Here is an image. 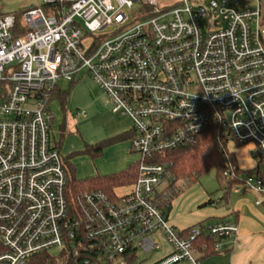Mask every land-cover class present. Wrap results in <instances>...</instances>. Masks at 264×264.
<instances>
[{"label":"built area","instance_id":"2783aa9c","mask_svg":"<svg viewBox=\"0 0 264 264\" xmlns=\"http://www.w3.org/2000/svg\"><path fill=\"white\" fill-rule=\"evenodd\" d=\"M171 1L38 0L22 23L0 11V264H54L64 255V264H136L138 250L161 249L160 259L140 264H202L199 228L167 220L170 178L160 160L213 128L253 143L264 162V0ZM81 73L131 121L139 159L125 195L70 197L64 158L51 144L49 98ZM257 169L233 192L264 199ZM206 231L234 237L237 226L217 221Z\"/></svg>","mask_w":264,"mask_h":264},{"label":"rangeland","instance_id":"374dc122","mask_svg":"<svg viewBox=\"0 0 264 264\" xmlns=\"http://www.w3.org/2000/svg\"><path fill=\"white\" fill-rule=\"evenodd\" d=\"M158 6L164 7L171 5V0H157ZM210 0H202V4L206 7ZM38 0H0L1 13H11L19 17L21 23L23 22L22 10L29 5H38ZM60 90H68V95L65 104V110L62 111L57 100H53L50 103V110L53 116L52 120V133L56 136L57 127L61 122L67 127H72L73 131L79 130L80 134L84 138H90V143L100 142L107 140L112 135L108 134L111 130L109 125L103 118L93 117L92 114H98L100 112H111L112 104L109 99L103 94L100 88L95 82L81 73L76 81L70 86L68 82L60 80L58 82ZM90 102V124L81 127V118L76 116V109H84V105ZM117 117H122L117 114ZM81 117V116H80ZM122 119V118H120ZM121 125L124 128L129 127V122L126 118L123 119ZM51 144L53 141L51 139ZM227 150L235 155L237 164L245 173L250 171L255 172L256 160L252 156L254 153V144H236L234 141H229L226 146ZM139 159V155L131 151L130 139H126L120 142H116L105 146L102 149L101 155L97 158H90L87 155H78L71 158V164L75 169V175L78 180H86L93 176H101L112 174L128 168L129 166L136 164ZM259 172L264 173V162L258 163ZM176 188H180V191L170 199L169 206L171 209L165 210L167 216L171 212V217L177 216L179 218H185L190 221L189 225H194V213L198 211L196 204H205L208 200H216L220 197L221 192L218 191L217 182L215 179L214 169L208 170L203 174L196 183L191 185H184L182 181L175 183ZM131 188L129 186L117 187L114 189V194L122 196L127 193ZM173 208V210H172ZM192 222V223H191ZM167 248L163 245V250ZM161 250H154L150 253H145L142 250L137 251L136 264L144 263L149 260H154L161 255ZM54 253V252H53Z\"/></svg>","mask_w":264,"mask_h":264},{"label":"trees","instance_id":"16d2710c","mask_svg":"<svg viewBox=\"0 0 264 264\" xmlns=\"http://www.w3.org/2000/svg\"><path fill=\"white\" fill-rule=\"evenodd\" d=\"M73 82L69 83L71 86ZM68 90H60L56 88L50 95V101L57 100L62 111L65 110ZM66 130L62 123L59 128V138L55 142V146L59 149L61 141L66 136ZM131 138V132H123L117 134L107 140L85 145L83 150L71 154L64 159V163L68 176V189L71 198H74L80 192L98 191L106 194H113L114 189L121 186H130L136 178V164L128 168L107 175L93 176L86 180H78L75 175V169L71 164V158L78 155H87L94 159L101 155L102 149L110 144L120 142ZM229 140L221 137L216 130L208 128L201 133H197L192 137V141L185 145H181L174 150L162 153L163 159L160 162L166 165L169 174V190L168 204L170 199L179 191L172 187L175 182L182 181L184 185H191L208 170L214 169L215 179L218 186V191L221 192L218 202L225 203L230 196L231 189L238 184L244 176L245 172L240 169L237 164L235 155L229 152L226 148ZM238 144V143H236ZM213 201L208 200L205 204H211ZM200 234L193 241L194 243H203L207 248V252H211L215 243L221 239L209 235L206 231V225L198 223ZM192 228V227H191ZM188 228L186 230H190ZM61 262L54 264H64L67 259L66 255L60 258ZM69 264V263H68Z\"/></svg>","mask_w":264,"mask_h":264},{"label":"crops","instance_id":"0c3cea01","mask_svg":"<svg viewBox=\"0 0 264 264\" xmlns=\"http://www.w3.org/2000/svg\"><path fill=\"white\" fill-rule=\"evenodd\" d=\"M84 107H86V110L76 109L75 113L82 120L81 127L90 124V102ZM79 111H84L85 116L80 117L77 115ZM92 116L99 119L103 118L107 122L109 128H111L108 131L109 135L115 136L123 132H130L131 121L126 116L117 117V114L106 111L98 114L93 113ZM124 118L129 122L128 128L121 125ZM62 123L64 122H61L57 127L56 136L53 135L51 130V139L54 146L55 142L58 141L59 128ZM64 128L67 134L58 149L64 159L71 154L82 151L85 145L96 143H90V138H84L77 128L76 132L67 125H64ZM256 166L258 167L257 161L255 168ZM218 200L219 197L216 200H211L216 201L214 206L211 204L203 205V203L196 204L198 211L191 213L194 215L192 221L195 225L198 223L208 225L217 221L235 223L237 233L234 237L219 239L211 252H207L205 244L194 243V255L202 264H264V199L252 193L237 194L231 189L230 196L225 203L218 202ZM170 215L171 212L168 213L167 220L173 227L179 230L193 228L194 225H189L190 221L187 219L177 216L170 219ZM215 248H217V251H215ZM161 257L162 255L154 260Z\"/></svg>","mask_w":264,"mask_h":264}]
</instances>
